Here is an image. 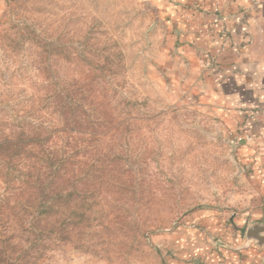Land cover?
Returning a JSON list of instances; mask_svg holds the SVG:
<instances>
[{
	"label": "rangeland",
	"instance_id": "374dc122",
	"mask_svg": "<svg viewBox=\"0 0 264 264\" xmlns=\"http://www.w3.org/2000/svg\"><path fill=\"white\" fill-rule=\"evenodd\" d=\"M156 2L0 0V130L7 134L31 120L35 88L87 86L85 65L94 62L109 63L100 88L115 116H125L126 128L104 145L105 152L120 153L119 167L95 187L83 225L64 239L37 224L53 223L40 214L39 200L10 196L0 215V264H210L205 243L220 256L216 264L230 262L223 252L236 253L218 249L224 233L211 229L225 222L236 234V215L245 218L262 203L254 194L258 186L250 188L228 116L200 97L207 84L185 44L176 47ZM16 32L25 40L15 41ZM37 38L41 49L34 48ZM178 48L184 63L174 60ZM221 52L202 64L200 57L198 68L215 67ZM40 62L48 80L37 87ZM67 210L60 205L62 222ZM204 212L213 220L202 226L196 217ZM251 223L241 221L242 238Z\"/></svg>",
	"mask_w": 264,
	"mask_h": 264
},
{
	"label": "trees",
	"instance_id": "16d2710c",
	"mask_svg": "<svg viewBox=\"0 0 264 264\" xmlns=\"http://www.w3.org/2000/svg\"><path fill=\"white\" fill-rule=\"evenodd\" d=\"M14 37L18 42L25 40L18 32ZM39 41L35 49H41ZM42 65L40 62L35 68L33 85L37 87L48 80ZM85 69L82 81L89 86L67 83L52 92L50 84L48 92H43L44 85L35 88L31 120L18 124L7 134L0 130V215L7 209L10 196L14 201L23 197L39 200L40 214L53 223L38 220L37 224L43 225L50 236L59 234L62 239L83 225L85 213L94 201L95 187L119 167L120 153L105 152L104 145L126 129L122 128L125 116L121 112L115 116L107 93L100 88L105 83L103 70H111L109 63L94 62L85 65ZM137 119L133 117L134 121ZM62 204L68 207L66 222L59 219Z\"/></svg>",
	"mask_w": 264,
	"mask_h": 264
},
{
	"label": "crops",
	"instance_id": "0c3cea01",
	"mask_svg": "<svg viewBox=\"0 0 264 264\" xmlns=\"http://www.w3.org/2000/svg\"><path fill=\"white\" fill-rule=\"evenodd\" d=\"M156 4L158 15L169 19L176 47L185 44L184 52L191 56L196 75L207 84L200 97L212 100L217 110L228 116L236 139L245 134L254 137L251 143L236 141V160L244 164L253 179L250 188L252 184L258 186L254 194L262 203L246 211L245 218L236 215V234L225 222L213 225L211 230L219 226L224 233L218 240L222 244L218 249L236 248L231 255L219 250L224 259H230L224 264H264V250L247 242L240 232L241 221H261L264 217V0H157ZM221 48L215 67L198 68L200 57L201 64L211 61ZM180 51L178 48L174 53L176 63L182 58L187 61L185 54H178ZM207 218L213 220L204 212L196 220L202 225ZM205 247L208 263L221 260L216 253H210L209 243Z\"/></svg>",
	"mask_w": 264,
	"mask_h": 264
},
{
	"label": "water",
	"instance_id": "95a60500",
	"mask_svg": "<svg viewBox=\"0 0 264 264\" xmlns=\"http://www.w3.org/2000/svg\"><path fill=\"white\" fill-rule=\"evenodd\" d=\"M244 234L246 241H252L257 248L264 250V217L261 221H255L248 225Z\"/></svg>",
	"mask_w": 264,
	"mask_h": 264
},
{
	"label": "built area",
	"instance_id": "2783aa9c",
	"mask_svg": "<svg viewBox=\"0 0 264 264\" xmlns=\"http://www.w3.org/2000/svg\"><path fill=\"white\" fill-rule=\"evenodd\" d=\"M207 66H209V63H207ZM262 138H264V135L262 136ZM237 142H244V143H251L254 141V137L250 136V135H244L243 137H239L236 139Z\"/></svg>",
	"mask_w": 264,
	"mask_h": 264
}]
</instances>
